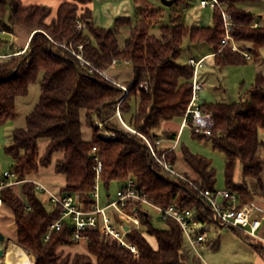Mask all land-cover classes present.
<instances>
[{
	"label": "trees",
	"instance_id": "1",
	"mask_svg": "<svg viewBox=\"0 0 264 264\" xmlns=\"http://www.w3.org/2000/svg\"><path fill=\"white\" fill-rule=\"evenodd\" d=\"M61 1L56 17L49 21L52 11L47 6L23 7L21 0H0V122L16 118L17 98L27 96L30 85L42 75L40 101L27 117L26 127L13 132L6 149L14 161L12 172L21 180L34 179L33 175L52 165L59 155L55 171L65 176L63 192L74 195L82 208L90 210L96 182L94 158L98 156L101 183L107 190L113 183L121 188L133 180L137 192L152 203L164 208L176 205L194 211L203 224H215L201 195L182 180L169 178L152 159L143 137L153 144L159 138L175 141L178 137L177 131L164 129L163 124L183 119L192 99L194 68L176 62L186 39L208 44L220 67L262 58L264 26L239 6L247 0H219L223 9H213V25L207 28L184 26L182 0H178L170 8L171 24L160 28L159 38L150 30L162 17V9L153 0H134L139 19L123 45L120 35L130 20L119 19L111 29L99 28L89 7L93 0ZM224 13L231 16L230 34L239 51L232 50V42L221 44L226 35ZM16 28L27 31L30 42L26 49L11 45L8 51L9 42L2 35L13 36ZM79 46L90 65L82 66L72 53V49L80 53ZM122 65L129 66L133 75L127 93L105 77ZM143 83L148 89L141 87ZM200 107L213 114L214 127L210 136H194L208 140L225 155L227 190L238 195L240 206L255 202L258 195H264V140L259 138V130L264 129V73L258 72L252 89L240 101ZM118 114L132 131L122 127ZM83 126L91 131L90 140L83 137ZM41 140L49 141L42 157ZM180 145L181 140L166 155L174 168ZM157 152L162 155L164 150ZM181 153L194 175L184 172V176L202 190L215 191L212 163L184 147ZM238 165L242 166L240 184L236 183ZM0 197L14 216L15 242L36 256L34 264H188L180 226L168 220L163 221L165 228H155L150 210L139 202L129 201L125 208L140 215V228H130L125 234L138 256L92 228L83 235L88 252L73 255L62 248L81 242L73 241L68 224L45 240L48 226L61 218V209L47 210L33 184L3 189ZM116 220L124 224L119 215ZM145 232L156 238L158 249L151 246ZM256 249L264 254V248Z\"/></svg>",
	"mask_w": 264,
	"mask_h": 264
},
{
	"label": "rangeland",
	"instance_id": "2",
	"mask_svg": "<svg viewBox=\"0 0 264 264\" xmlns=\"http://www.w3.org/2000/svg\"><path fill=\"white\" fill-rule=\"evenodd\" d=\"M156 7L162 9V17L159 22L151 27V34L160 37V28L169 26L171 24V10L164 6L160 0H153ZM62 3L61 0H21L23 7L33 5H43L51 9L52 14L49 21L56 17L57 10ZM241 8L252 13L258 23L264 26V0L257 1H243L239 4ZM93 11V22L96 27L111 29L119 19L130 20V24L122 30L120 43L123 45L127 38L129 31L137 24L139 19L137 7L134 0H93L89 4ZM182 24L186 27H210L214 21V10L210 7L202 8L200 0H182L181 5ZM2 39L9 42V46L13 45L15 49L22 46V36L15 34L13 36L2 35ZM72 49V48H71ZM73 50V49H72ZM212 53L211 47L206 43L194 44L188 39L185 40L181 55L177 59V64L188 65L190 59L196 62L201 60L204 56ZM130 67L122 65L118 68H113L112 73L121 72L123 78H130ZM128 71V72H126ZM258 72L264 73V51L263 56L258 61L250 60L244 65L240 66H225L220 67L215 64L213 56H207L203 59L201 66L197 69V79L203 85V90L198 94V104L200 106L225 103L232 104L240 101L250 91L255 84ZM42 75L32 83L29 87L28 95L17 98L16 110L17 116L13 120L5 123L0 122V175L5 171H12L14 168V161L6 152V149L11 145L12 135L16 129H23L27 125V117L38 105L41 97V82ZM142 87V86H141ZM128 88V87H127ZM143 88V87H142ZM133 109L135 102L132 103ZM183 119H175L172 122L163 124V128L171 131H178L183 124ZM83 137L90 140L92 133L85 126H83ZM259 138L264 140V129L259 130ZM181 145L178 150V162L176 170L184 175L186 172L193 178L192 171L184 164L182 159L181 149L187 148L192 154L206 158L212 163L216 172L215 191L227 190L225 167V155L215 150L212 144L206 139H199L194 136V132L189 126H185L180 134ZM48 140H41L39 142V149L41 157L46 151ZM57 155L52 165L47 168H41L40 171L33 175V178L44 186L48 187L54 193H62L65 188V176L57 174L55 171ZM242 166H237L236 183L240 184ZM264 179V167H263ZM120 186L113 183L110 189L107 190L101 183L99 185L98 193L100 195L99 205L106 207L112 201L117 199V192ZM110 195V197L108 196ZM41 200L45 204L47 210H52V206L48 202L45 195H40ZM256 202L264 205V195H258ZM153 217V225L157 229L165 228V223L159 218L158 213L150 210ZM14 223V216L12 211L3 207L0 214V235L5 237L4 245L0 240V251H6L9 242L14 243L16 240V227ZM203 229L208 233V241L200 248L202 260L196 259L194 252L189 248L188 244H184V250L188 256V264H264L263 255L253 247L256 245L250 242L251 245L242 241L238 233L231 228H226L217 223L212 225H202ZM142 230L145 231L144 228ZM237 233V234H236ZM148 242L154 249H158L156 238L148 235L145 232ZM239 236V237H238ZM12 240V241H10ZM16 244V243H15ZM19 245V244H17ZM264 247V244L262 245ZM24 248V247H23ZM26 249V248H25ZM65 254L87 253V245L84 242L72 246L63 247ZM29 251V250H28ZM30 252V251H29ZM30 257L35 261L34 255L30 252ZM0 257V264L3 261ZM6 261V259H5ZM96 264V262H94Z\"/></svg>",
	"mask_w": 264,
	"mask_h": 264
},
{
	"label": "built area",
	"instance_id": "3",
	"mask_svg": "<svg viewBox=\"0 0 264 264\" xmlns=\"http://www.w3.org/2000/svg\"><path fill=\"white\" fill-rule=\"evenodd\" d=\"M200 6L202 8L210 7L211 9H223L219 0H200ZM223 19L226 23V35L222 39L221 44L226 45L232 42L231 38V16L228 13L223 14ZM82 28V24L78 23V29ZM79 52L72 51V53L78 58V61L82 66L90 65L82 54V46L78 47ZM232 50L239 51V46L232 42ZM249 59V55L245 54ZM202 60L196 62L194 59H190L188 65L194 68V77L192 81V99L188 106L187 112L183 118V124L180 129V133L175 141H169L165 139H156L153 144L147 138L145 140L152 159H155L162 171L173 180H182L197 191L203 200L205 201L208 209L212 212L213 218L217 224L224 227H233L239 230L242 235L250 242L257 245L264 244V213L255 204L249 203L240 206V199L237 194L229 191H211L200 189L193 181L186 176L179 173L166 159V155L174 151L180 141V134L184 127L189 126L195 134L210 136L214 127V118L211 112L202 111L198 104V94L203 90V85L197 79V69L201 66ZM116 65V62H114ZM93 73V70H90ZM142 87L148 89L147 83H143ZM128 91V88H123ZM127 93V92H125ZM122 127L132 131L121 119L118 114ZM102 126V125H101ZM108 137H110L108 135ZM158 150H164L162 155L158 154ZM96 151V148H94ZM96 182L93 188L92 200L94 202L92 209L85 210L82 208L77 198L69 193H54L48 187L35 179L21 180L12 171H5L0 175V191L9 187H21L24 184L31 183L34 185L35 191L39 195H45L48 198V202L52 207L61 209V218L48 226L45 240H49L53 232L60 231L64 228L65 224H68L73 230L72 239L79 243L86 241L83 236L87 229L98 230L102 237L106 240H117L121 247L130 249L136 256L138 252L136 247L128 243L125 239L126 227L138 229L141 225V219L138 211L128 213L125 208L129 201H135L141 203L149 210L158 213L159 218L162 221L173 220L181 228L186 244L194 252L196 259L202 260L200 248L207 243L208 233L203 229L198 219V215L194 211L183 210L176 205H171L167 208L160 207L151 201L145 195L137 192L135 189V182L133 180L127 181L123 187L119 188L117 192V199L112 201L106 207L99 205L100 195L98 193L99 185L101 184L102 162L98 156L94 158ZM110 197V196H109ZM4 207L3 199L0 197V214ZM116 215H119L124 224L118 223Z\"/></svg>",
	"mask_w": 264,
	"mask_h": 264
},
{
	"label": "crops",
	"instance_id": "4",
	"mask_svg": "<svg viewBox=\"0 0 264 264\" xmlns=\"http://www.w3.org/2000/svg\"><path fill=\"white\" fill-rule=\"evenodd\" d=\"M15 32H16V34H18V35H20V36H22V46H21V48H19L18 50H21V49H26L27 48V46H28V44H29V42H30V34L27 32V31H25L24 29H21V28H16L15 29ZM121 37V36H120ZM210 56H214V55H212V54H209ZM209 55H207V56H209ZM207 56H204L202 59H204L205 57H207ZM201 59V60H202ZM126 72H128V71H126ZM123 74L119 71V72H117V73H112L111 71L110 72H108V73H106L105 74V77H106V79H108L109 81H111V82H113V83H115V84H117L118 86H120L121 88H127V87H129L130 85H131V83H132V79H133V75H132V70L130 69V78L129 79H127V78H123L124 76H122ZM180 129L181 128H179V130L177 131L178 133H180ZM253 203H255L262 211H263V213H264V205H262L261 203H259V202H253ZM16 227V226H15ZM17 228V227H16ZM226 228H228V227H226ZM237 234V233H236ZM238 235V234H237ZM239 237V236H238ZM6 240V239H5ZM10 241H12V240H10ZM243 241V240H242ZM14 243H16L15 241H13ZM17 244V243H16ZM3 259V261H1L2 262V264H8L6 261H5V257H3L2 258ZM1 259V260H2ZM36 256H35V261H36ZM263 259H264V254H263Z\"/></svg>",
	"mask_w": 264,
	"mask_h": 264
},
{
	"label": "bare ground",
	"instance_id": "5",
	"mask_svg": "<svg viewBox=\"0 0 264 264\" xmlns=\"http://www.w3.org/2000/svg\"><path fill=\"white\" fill-rule=\"evenodd\" d=\"M5 259L8 264H34L30 252L20 245L9 242L5 251Z\"/></svg>",
	"mask_w": 264,
	"mask_h": 264
},
{
	"label": "water",
	"instance_id": "6",
	"mask_svg": "<svg viewBox=\"0 0 264 264\" xmlns=\"http://www.w3.org/2000/svg\"><path fill=\"white\" fill-rule=\"evenodd\" d=\"M161 1V3L164 5V6H166V7H168V8H171V7H173L176 3H177V1L178 0H160ZM35 36V35H34ZM34 36H32V37H34ZM123 91H124V93L125 92H127L125 89H123V88H121ZM216 223H217V221H216ZM228 228H231V229H234L237 233H238V235L240 236V238L245 242V243H247V244H249V245H251L250 244V242L242 235V233L239 231V230H237V229H235V228H233V227H228ZM126 231H128L129 230V228L128 227H126V229H125ZM0 240L1 241H5V237H3V235H0ZM253 247H255V248H260V247H262L261 245H253ZM262 248H264V247H262ZM5 257V250H3V251H0V257Z\"/></svg>",
	"mask_w": 264,
	"mask_h": 264
},
{
	"label": "flooded vegetation",
	"instance_id": "7",
	"mask_svg": "<svg viewBox=\"0 0 264 264\" xmlns=\"http://www.w3.org/2000/svg\"><path fill=\"white\" fill-rule=\"evenodd\" d=\"M2 242H3V245H4V241H2ZM4 250H5V249H4ZM2 251H3V250H2ZM3 257H4V256H3ZM3 257H2V258H3Z\"/></svg>",
	"mask_w": 264,
	"mask_h": 264
}]
</instances>
